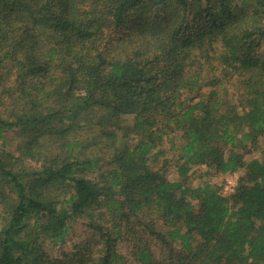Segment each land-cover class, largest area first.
<instances>
[{"label": "trees", "instance_id": "trees-1", "mask_svg": "<svg viewBox=\"0 0 264 264\" xmlns=\"http://www.w3.org/2000/svg\"><path fill=\"white\" fill-rule=\"evenodd\" d=\"M0 61V264H264V0H0Z\"/></svg>", "mask_w": 264, "mask_h": 264}, {"label": "rangeland", "instance_id": "rangeland-1", "mask_svg": "<svg viewBox=\"0 0 264 264\" xmlns=\"http://www.w3.org/2000/svg\"><path fill=\"white\" fill-rule=\"evenodd\" d=\"M6 65H8V64H6V62L4 63V62L0 61V89H1L2 85L5 84V83L2 84L1 79L2 80L6 79V78H8L9 75L14 74V68H13V70L11 69L9 71V69L6 68ZM14 137H16V134L13 133V132H10L9 140H14ZM180 140L181 139H180L179 133H177V132L176 133H171V134L167 135L164 138V141H163V143L160 146V147H162L165 150V155L161 156L159 158V160L162 157H168V159H169V175H170L171 179L178 178L175 166L172 165V164H174L172 159H175L177 157V153H175L173 148L176 147L180 143ZM252 154H254V153H252ZM200 169L203 170V168H199V171H202ZM237 176H238V173L233 172L231 174V176L230 175H225V174L224 175H221V174H219V175H211L209 177V179H207V180L215 183L219 187L221 186L220 191L223 193V192H225V191H223L224 190V186H225L224 185L225 181H227L228 179L235 178V177L237 178ZM204 179H205V177H199L198 172L196 173L194 171L189 176V179L187 181H188V183L190 185L194 186V185H197V184L201 183ZM222 186H223V188H222ZM83 229H84V227L82 226V224L80 222L75 223L73 228L70 231V234H69L68 238H67V243H71L72 241H75V240L79 239L80 238L79 234L83 231Z\"/></svg>", "mask_w": 264, "mask_h": 264}, {"label": "built area", "instance_id": "built-area-1", "mask_svg": "<svg viewBox=\"0 0 264 264\" xmlns=\"http://www.w3.org/2000/svg\"><path fill=\"white\" fill-rule=\"evenodd\" d=\"M236 180H237V178L235 177V178L228 179L227 181H225V183H224L225 186L223 185L224 186L223 191H225L227 193L230 192L234 188V186L236 184Z\"/></svg>", "mask_w": 264, "mask_h": 264}]
</instances>
